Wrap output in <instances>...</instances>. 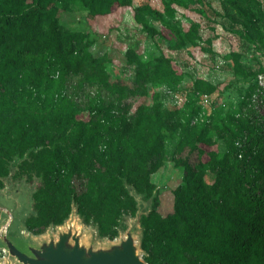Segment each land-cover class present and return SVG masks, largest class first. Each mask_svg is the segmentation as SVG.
I'll return each instance as SVG.
<instances>
[{
	"label": "trees",
	"instance_id": "obj_1",
	"mask_svg": "<svg viewBox=\"0 0 264 264\" xmlns=\"http://www.w3.org/2000/svg\"><path fill=\"white\" fill-rule=\"evenodd\" d=\"M150 1L135 8V23L152 39L169 42L175 49L199 46L201 52L212 53L210 40L199 45L200 24L177 21L175 6L207 21L217 16L255 50L264 49L260 0H221L222 12L204 0H160L161 9ZM131 5L132 0H0V188L1 179L9 175V162L22 159L19 173L39 180L32 194L35 215L24 222L29 232L38 234L51 224L61 225L75 203L85 222H95L102 236L112 237L119 217L136 211L123 181L151 195L154 185L149 177L162 164L164 141L180 128L178 149L196 151L197 162L191 166L175 161L184 168V182L173 191L171 213L162 216L152 209L140 218L144 260L149 264H264V127L254 113L243 111L252 81L264 72L263 66L248 70L240 53L230 54L232 73L244 83L235 94L242 97L237 109H233L234 96L229 95L222 97L225 107L217 105L203 115L198 95L214 94L217 86L202 78L192 81L190 100L181 108L143 104L132 118L125 113L111 115L112 110L97 99L87 114L71 102L65 107L56 104L65 99L64 80L75 76L81 85L101 86L120 99L135 94L136 87L129 89L111 80L107 57H94L89 50L93 21ZM72 6L88 13L73 31L59 23ZM148 17L160 29L150 25ZM126 64L135 65L137 87L165 83L173 91L183 81L174 59L163 51L146 60L127 50ZM48 100L50 105H39ZM225 109L229 111L223 114ZM200 114L203 120L192 123ZM94 116L95 124L88 127L87 117ZM211 132L224 142L222 154L215 149ZM75 176L85 180L81 194L72 185Z\"/></svg>",
	"mask_w": 264,
	"mask_h": 264
},
{
	"label": "rangeland",
	"instance_id": "obj_2",
	"mask_svg": "<svg viewBox=\"0 0 264 264\" xmlns=\"http://www.w3.org/2000/svg\"><path fill=\"white\" fill-rule=\"evenodd\" d=\"M145 1L132 0L131 6L123 8L117 14L96 18L92 23L94 33L90 35L93 43L89 50L94 57H107L106 69L111 80L123 83L129 89L136 87L138 90H135V94L120 99L116 94L108 93L101 86L86 83L81 85L79 76H75L64 80L62 94L65 99L58 101L57 105L65 107L71 102L84 114H87L89 106L92 105L94 99H97L103 106H108L109 110H112L111 115L117 117V115L125 113L126 116L132 118L136 113V108L143 104H160L168 110L181 108L185 101L188 103L190 100L192 81L196 78H202L216 85L215 96L217 94L220 95V98H226L229 95L235 96L244 89V83L243 79L235 77L232 73L229 56L233 52L240 53L241 63L248 70H257L259 66L264 67V49L255 50L251 44L232 33L226 27L228 25L225 26L226 22L217 16H213L212 21H207L193 11L175 6L177 21L183 23L196 21L200 24L202 42L199 45L203 47L205 46L203 41L210 40L212 53L201 52L198 49L199 46L175 49L169 42L152 39L141 30V25L135 23L133 18L135 8ZM204 1L210 4L214 10L222 12L221 0ZM260 1L264 5V0ZM150 4L161 9L160 0H151ZM87 15V11L78 6H72L70 12L61 15L59 23L62 27L73 31L77 28V22ZM148 20L150 25L160 29V24L157 21L151 17H148ZM127 50H133L146 60L158 57L160 51H163L174 59L177 65L176 69L182 72V83L176 86V90L172 89L173 91H170L171 88L165 83L156 85L146 83L137 87L134 77L135 65L126 64ZM225 85H229V87L224 88ZM49 103L48 100L40 102L39 105L46 107ZM124 103H128V107H124ZM227 111L229 109L223 110L222 113L226 114ZM87 119L86 125L93 127L97 118L94 116L87 117ZM182 135V130L177 128L171 136L165 139L162 164L149 177L150 182L154 185L151 195L139 193L123 181L124 187L135 201L136 211L134 214L126 213L119 217L117 226L113 229L114 236H102L95 222H85L83 217L77 213L75 203H72L71 213L61 225L51 224L38 234L29 232L24 222L28 217L35 215L32 194L37 188L39 180L34 176L29 177L27 174L19 173L18 165L22 160L19 158L9 162V175L1 179L3 187L0 188V207L8 210L10 216L0 210V231L8 223V237L24 251H27V248L22 240L39 247L44 243L56 241L58 235L68 229L79 235L82 245L92 249H107L124 239L127 232H131L137 253L144 260L147 253L141 248L143 228L140 225V218L152 209H156L162 216L171 213L174 201L173 191L184 182V168L182 165H175V161L178 159L187 161L191 166L197 162L196 151L192 152L187 148L179 151L178 143ZM210 135L216 143L215 149L219 154H222L225 151L224 142L217 138L215 133L211 132ZM206 174L208 180L212 179L210 173L206 172ZM72 185L76 194H81L84 192L85 180L75 176L72 179ZM5 259L6 255L0 252V264Z\"/></svg>",
	"mask_w": 264,
	"mask_h": 264
},
{
	"label": "water",
	"instance_id": "obj_3",
	"mask_svg": "<svg viewBox=\"0 0 264 264\" xmlns=\"http://www.w3.org/2000/svg\"><path fill=\"white\" fill-rule=\"evenodd\" d=\"M0 210L10 216L8 210L2 207ZM7 226L8 223L0 231V249L6 251L2 264H147L137 253L131 232L107 249H92L82 245L79 235L68 229L61 232L56 241L39 247L22 240L27 248L24 251L8 237Z\"/></svg>",
	"mask_w": 264,
	"mask_h": 264
},
{
	"label": "built area",
	"instance_id": "obj_4",
	"mask_svg": "<svg viewBox=\"0 0 264 264\" xmlns=\"http://www.w3.org/2000/svg\"><path fill=\"white\" fill-rule=\"evenodd\" d=\"M252 84H253V89L246 97L245 105L243 106V111L244 112L249 111L254 113L256 118L258 119V122L261 123V125H263L264 127V72L258 73L256 77L253 79ZM245 86L248 87L249 83H246ZM238 98L242 100V97H240L239 95L234 96L232 98L233 109L238 108L237 107ZM198 103L203 110L202 113L203 115L205 114V111L207 110L210 111L212 108H214L217 105H221L222 107L226 106L224 99L218 97V95L215 96L214 94H205V93L198 95ZM179 105L182 106L181 103H179ZM202 114L195 117L192 123H195L196 121H202L203 120L201 116ZM243 139H245V137ZM239 141L241 140H238L236 142V145L238 146L241 145V142ZM0 252L6 255V251L4 249H0Z\"/></svg>",
	"mask_w": 264,
	"mask_h": 264
}]
</instances>
